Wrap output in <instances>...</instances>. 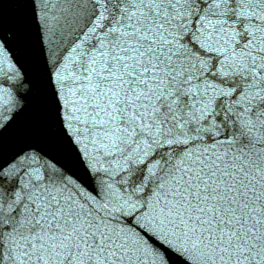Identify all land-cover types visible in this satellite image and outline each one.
Segmentation results:
<instances>
[{"label":"snow or ice","instance_id":"6c2138e0","mask_svg":"<svg viewBox=\"0 0 264 264\" xmlns=\"http://www.w3.org/2000/svg\"><path fill=\"white\" fill-rule=\"evenodd\" d=\"M0 264H264V0H0Z\"/></svg>","mask_w":264,"mask_h":264}]
</instances>
